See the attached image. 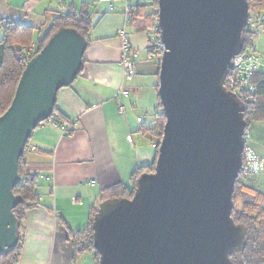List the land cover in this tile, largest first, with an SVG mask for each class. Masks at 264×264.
<instances>
[{"label": "water", "instance_id": "1", "mask_svg": "<svg viewBox=\"0 0 264 264\" xmlns=\"http://www.w3.org/2000/svg\"><path fill=\"white\" fill-rule=\"evenodd\" d=\"M158 17L162 139L154 171L139 176L133 196L100 203L92 224L99 264H236L231 254L247 237L232 217L247 122L225 79L244 48L249 0H158ZM87 48L76 29L55 32L0 116V256L20 240V158L59 90L80 75Z\"/></svg>", "mask_w": 264, "mask_h": 264}, {"label": "crops", "instance_id": "2", "mask_svg": "<svg viewBox=\"0 0 264 264\" xmlns=\"http://www.w3.org/2000/svg\"><path fill=\"white\" fill-rule=\"evenodd\" d=\"M84 1L90 3L95 24L83 70L59 90L55 105L63 120L75 123L64 134L49 120L29 139L23 158L37 178L41 204L26 213L17 264H70L72 245L63 221L71 230L81 229L90 209L101 201L100 191L118 183L131 187L135 170L157 157L158 138L146 130L160 112L159 67L149 58L148 48L158 36L149 30L158 10L155 0H133L136 9L129 23L122 9H110L111 2L120 0H0V28L9 21L44 28L54 11L78 10ZM123 29L127 40L120 33ZM125 43L135 63L130 80L122 67ZM255 47L264 73V33ZM119 102L124 113L118 110ZM246 143L264 158V120L249 123ZM247 178L264 193V172Z\"/></svg>", "mask_w": 264, "mask_h": 264}, {"label": "trees", "instance_id": "3", "mask_svg": "<svg viewBox=\"0 0 264 264\" xmlns=\"http://www.w3.org/2000/svg\"><path fill=\"white\" fill-rule=\"evenodd\" d=\"M155 4L158 9V0H155ZM249 10L250 15L263 12L264 0H249ZM132 18L133 13L130 21ZM94 24L91 18L90 3L86 1L82 2L78 10L54 11L51 21L44 28L36 29L13 21L3 22L1 26L2 38L0 39V116L11 105L27 62L45 46L55 32L62 28H74L86 37L89 44ZM253 36L252 30L246 28L244 49L254 47ZM252 82L256 85V89L251 92H242L238 96L245 106L244 116L247 126L251 121L264 120V73L260 71L254 75ZM158 99L160 112L155 115L153 126L146 128L148 131H153L158 138L157 153L166 122L159 94ZM54 112H56V108ZM155 163L156 160L150 165L138 167L132 175L131 187L118 183L100 191L101 201L121 197L131 198L139 176L144 172L154 170ZM19 173L20 182L14 187V193L21 198V201L15 207L14 213L20 222V240L11 252L0 256V264L18 263L23 247L22 234L26 213L41 204L37 191V178L28 171L27 162L23 156L19 161ZM248 176L244 174L243 170L241 171L233 193L234 207L232 211L234 221L247 227L246 243L240 252L231 254V259L236 264H264V193L244 183ZM237 201H239L238 204ZM97 210L96 206L90 209L87 227L77 231L69 229L66 222L63 221L64 226L68 229V239L72 244L71 259L74 262L79 256L90 253L96 264H99L100 255L94 247L92 226Z\"/></svg>", "mask_w": 264, "mask_h": 264}, {"label": "built area", "instance_id": "4", "mask_svg": "<svg viewBox=\"0 0 264 264\" xmlns=\"http://www.w3.org/2000/svg\"><path fill=\"white\" fill-rule=\"evenodd\" d=\"M110 9H122L126 16V22L129 23L132 10H134L133 0H120V3L115 2L110 3ZM251 29L257 24L262 27L260 21L251 22ZM249 24V25H250ZM153 31H159V17H152V27L150 28ZM255 32L260 31V29H254ZM120 33L126 39V30H120ZM158 33V32H157ZM150 42L151 53L149 58L152 61H155L157 64L161 63L163 53L165 50V45L162 43L160 36ZM123 53V68L128 80L132 79L135 71V63L130 58V48L125 43ZM261 58L259 53L255 49H248L242 51L241 54L232 58V67L225 79V86L228 90L240 95L242 92L254 91L256 85L252 82V77L258 74L261 71ZM120 113L124 111L122 102L120 103ZM53 124L59 127L64 134L70 133V128L73 125L74 121L63 120L56 112L50 117ZM141 120V118H139ZM243 172L245 175H251L254 173L264 172V158H261L257 153L248 145H245L243 152Z\"/></svg>", "mask_w": 264, "mask_h": 264}, {"label": "rangeland", "instance_id": "5", "mask_svg": "<svg viewBox=\"0 0 264 264\" xmlns=\"http://www.w3.org/2000/svg\"><path fill=\"white\" fill-rule=\"evenodd\" d=\"M135 7H134V10H132V13H134L135 12ZM264 12V11H263ZM263 12H256V13H254L253 15H250V18H249V22H248V25H247V28H252L251 27V24H250V21L251 22H253V21H260V23H261V25H262V27H260V26H258L257 24H255V26H253V28L254 29H260V31H258V32H255L254 31V29L252 30V32H253V34H254V42H253V45H254V47L252 46V48L253 49H255L256 50V39L262 34V33H264V16H263ZM132 13H131V15H132ZM158 15V10H157V13H156V15H154V16H157ZM131 18V17H130ZM152 22V21H151ZM126 23H128V22H126ZM250 24V25H249ZM152 27V24H151V26H150V28ZM150 31H151V29H149ZM158 33V36H160V28H159V31H157ZM127 35L128 34H126V39H127ZM123 36V35H122ZM2 38V30H1V28H0V39ZM158 38V37H157ZM163 43V42H162ZM149 53H151V47H150V43H149ZM252 48H248V49H252ZM248 49H244L243 48V50L244 51H246V50H248ZM242 50V51H243ZM165 51V50H164ZM257 51V50H256ZM242 53V52H241ZM240 53V54H241ZM163 55H164V53H163ZM131 58V57H130ZM163 58V57H162ZM132 59V58H131ZM123 60H124V57H122V67H123ZM162 61V60H161ZM158 67H159V69H160V63L158 64ZM123 72H124V68H123ZM134 74H135V71H134ZM124 75H125V72H124ZM134 76V75H133ZM125 77H126V75H125ZM133 78V77H132ZM158 87H159V82H158ZM120 103L121 102H119V105H118V110H119V112H120ZM123 104V103H122ZM123 107H124V104H123ZM125 112V107H124V111L122 112V113H124ZM140 120V119H139ZM74 121V120H73ZM141 121V120H140ZM75 123V122H74ZM73 123V124H74ZM71 130V129H70ZM163 132V131H162ZM246 134H247V127H246ZM161 139H162V136H161ZM161 139H160V141H161ZM245 139H247V135H246V137H245ZM160 141H159V144H160ZM28 145V144H27ZM246 145H248L247 143H246ZM28 148V146H26V149ZM25 149V150H26ZM24 156V155H23ZM156 159H157V157H156ZM156 164V163H155ZM154 168H155V165H154ZM154 170H151L150 172H153ZM238 181V180H237ZM95 181H92V182H90V183H94ZM244 183H246L247 185H249V186H251L250 185V183H249V178H245V182ZM236 185V184H235ZM103 201H105V200H103ZM103 201H99V203L96 205V207H98L99 208V205H100V203L101 202H103ZM238 202L239 201H237V204H238ZM96 213V212H95ZM74 219H76V221H78L80 218H74ZM87 225H88V221L86 220V222H84V224H82V226H78V227H81V229L82 228H85V227H87ZM72 231H77V230H72ZM69 240V239H68ZM70 241V240H69ZM72 245V244H71ZM70 264H96V262H95V260H94V257L90 254V253H85V254H83V255H81V256H79L77 259H76V261L74 262V261H71V263Z\"/></svg>", "mask_w": 264, "mask_h": 264}]
</instances>
